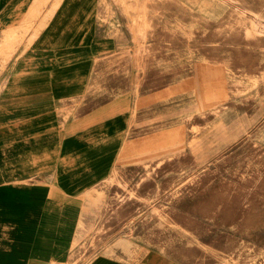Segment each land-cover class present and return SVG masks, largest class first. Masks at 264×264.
<instances>
[{
  "label": "rangeland",
  "instance_id": "374dc122",
  "mask_svg": "<svg viewBox=\"0 0 264 264\" xmlns=\"http://www.w3.org/2000/svg\"><path fill=\"white\" fill-rule=\"evenodd\" d=\"M132 34L103 65L134 127L85 194L70 264L159 250L264 264V0H111Z\"/></svg>",
  "mask_w": 264,
  "mask_h": 264
},
{
  "label": "crops",
  "instance_id": "0c3cea01",
  "mask_svg": "<svg viewBox=\"0 0 264 264\" xmlns=\"http://www.w3.org/2000/svg\"><path fill=\"white\" fill-rule=\"evenodd\" d=\"M132 34L111 0H0V264H70L85 194L134 127L132 99H103V65ZM183 264L156 249L137 260Z\"/></svg>",
  "mask_w": 264,
  "mask_h": 264
}]
</instances>
